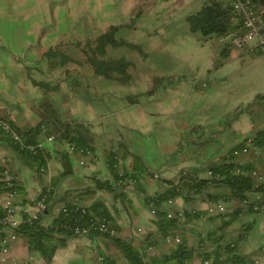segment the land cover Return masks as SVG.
Returning <instances> with one entry per match:
<instances>
[{"label":"crops","instance_id":"0c3cea01","mask_svg":"<svg viewBox=\"0 0 264 264\" xmlns=\"http://www.w3.org/2000/svg\"><path fill=\"white\" fill-rule=\"evenodd\" d=\"M80 3L83 4L82 0ZM71 5L67 0L58 4L49 0H0V115L12 116L22 126L35 125L42 119L37 110L41 99L50 96L60 114L59 122L84 123L92 141V153L83 164L80 154L71 150L68 142L46 143L48 160L44 170L29 164L20 152L18 159L12 152H0L10 158L24 190L22 197L27 199L22 202L18 193L17 204L20 208L34 204L42 189L51 186L48 208L43 215V221L49 224L67 201L90 205L100 200L114 220L113 236L130 241L145 261L152 257L161 261L171 257L169 254L178 243L166 242V234L158 231L157 216L145 195L164 191L167 185L162 178L178 179L186 174L211 176L210 163L220 161L231 149L242 148L264 127V121L253 126L247 116L239 131L226 116L251 97L264 108V53L253 45L240 49L242 55L247 53L251 57L252 64L248 67L259 81L255 91L243 88L238 94H232L233 90L227 86L228 74L220 71L223 60H217L214 68L210 65L200 75L184 80L175 75L176 68L167 66L144 68L139 74L130 66L129 80L120 79L117 73L107 77L93 70L79 42L83 45L111 26H118L116 33L129 28L133 35L142 32L154 40L150 48L144 47L147 58L154 51L151 45L158 48L160 31L156 23L160 20H153L149 27L143 28L140 21L147 12L138 18L134 16L135 19L137 8L128 0H122L120 6L112 4L106 10H95L94 15L83 6L79 12L78 6ZM127 41L140 44L142 39ZM52 47L58 48V54L49 59L45 51ZM231 47L227 42L221 54H227ZM111 49L107 47L106 56L121 57ZM157 55L160 60L173 56L164 50ZM40 62L45 66L40 67ZM55 96L62 101H55ZM123 145L138 155L139 160L135 161L133 154L119 160L116 170L125 179L117 185L119 177L113 173L107 153L115 149L123 151ZM248 150L237 158L243 163L254 162L261 170L263 152L255 150L252 144ZM198 170H206L209 175L202 176ZM98 179L109 180L112 188L97 187ZM225 190L210 187L214 192ZM3 192L0 191V204ZM179 196V200L175 196L173 203L166 201L163 206L174 211L188 209L191 213L169 232L179 235L184 246L194 248L188 264H203V253L213 250L218 240H237L241 252L251 257V264H264V242L255 240L259 235L256 228L260 226L264 231V223L258 224L264 209L257 211L235 198ZM248 196L255 199L257 191L249 192ZM216 202L224 204L226 209L211 212ZM242 205H249L252 210L246 212L244 207L238 218L227 224L229 216L225 214ZM8 256L20 263L31 259V264H108L107 260L132 264L112 236L91 232L70 237L64 246L56 249L50 262L39 251L31 250L24 236L12 242ZM168 264L178 263L168 260Z\"/></svg>","mask_w":264,"mask_h":264},{"label":"trees","instance_id":"16d2710c","mask_svg":"<svg viewBox=\"0 0 264 264\" xmlns=\"http://www.w3.org/2000/svg\"><path fill=\"white\" fill-rule=\"evenodd\" d=\"M256 5L260 8L261 15L264 19V0H253ZM136 19V18H135ZM189 27L193 32L201 31L204 34L210 33H230L233 30L241 28V23L237 19L236 13L232 6L229 5L227 0H205L202 8L195 13H191L187 16ZM118 26H111L106 31L100 33L95 39L86 40L83 45L78 46L84 51L86 55V61L91 65L93 70L97 74L103 73L107 77L115 76V73L119 75L120 79L129 80L131 75L129 73V67L132 61L125 56L121 57H110L107 55L108 46H119L121 44H128L135 46L136 48L143 51L146 55L142 45L137 43L129 42L125 39H118L116 37V31ZM58 48H49L46 52L48 58L58 54ZM65 63V60H62ZM35 83L48 84L45 81H34ZM39 114L42 115V119L35 125L22 126L21 130L31 139V141H37L44 134H55L56 139L62 142L74 143L76 149L82 146L92 147L91 135L84 123H70L69 121L59 122L60 114L50 96H44L41 99L39 106L37 107ZM9 117L8 115H4ZM44 124V127H42ZM1 138L6 139L18 152L22 153L29 160V164L33 167H38L41 162L45 160V155L42 152L32 154L25 148L18 146L10 136L5 132H0ZM254 145L262 146L264 144V127L258 130L252 137ZM244 143V142H243ZM242 143V144H243ZM242 144L236 146L240 147ZM123 151L109 150L108 161L113 173L124 181L125 177L119 176L116 170V164L120 159H124L129 154H133L135 161L139 160V156L135 153H131L125 145L121 146ZM75 149V150H76ZM233 150L224 156L220 161L212 162L208 165V169L212 172L211 176L207 178L194 176L190 174L182 175L178 179L162 178L161 180L167 185L166 189L159 193L146 194V200L151 204L155 210L157 216L156 224L158 231L162 234L169 233L172 229L177 227L181 219L189 217V210H184V217L169 216L167 214L168 208H164L163 204L167 198L175 197L177 195H183L186 199L195 197L196 195H204L218 200L223 198L228 200L235 198L238 201L244 202L248 199L252 205V202L256 199L249 198L248 194L252 191H257L264 195V177L261 179L259 176L254 174L255 170H259L254 162L243 163L238 158ZM264 158L262 160V169L259 170L260 174L264 176ZM36 167V168H37ZM66 170L64 173H67ZM126 175V174H124ZM97 187H110L112 184L109 180L96 181ZM222 187L225 191H210V187ZM46 188V187H45ZM38 194V200L42 198L43 191ZM4 191L2 181H0V191ZM18 193H21L19 197L23 198L24 190L18 186ZM27 199L24 197L22 202H26ZM32 201V202H34ZM49 202V197L46 200ZM248 205V206H249ZM247 205L237 206L234 210L225 214L229 216L226 220L228 224L238 218L240 211L244 207L246 212L252 210V207ZM48 205L40 213L39 218L33 220L22 219L20 224L16 227V232L19 237H25L28 240V245L31 250H37L40 252L46 261L50 262L56 249L60 246H64L70 237L78 236L70 228L79 225L80 228L89 225L92 221L98 217H112L108 209L100 200L94 201L90 205H80L78 203L67 201L59 209L55 220L52 223H45L43 221V215L47 210ZM200 215V211H197ZM2 206L0 204V229L3 226L1 219ZM91 233H98L94 229H91ZM115 242L124 252L132 264H168V260H176L178 264H188V261L194 256V248L186 247L182 242L178 243L176 248L165 257V259H158L152 257L145 261L143 256L135 249L134 245L130 241H122L121 238L113 235ZM208 236H212L211 234ZM223 239V237L221 238ZM204 240V238H202ZM215 248L204 254V258H210L212 264H251L252 260L249 255L242 253L238 247L237 240H218ZM202 253V252H200ZM172 258V259H171ZM108 264H115L112 260H107ZM27 264V263H23Z\"/></svg>","mask_w":264,"mask_h":264},{"label":"rangeland","instance_id":"374dc122","mask_svg":"<svg viewBox=\"0 0 264 264\" xmlns=\"http://www.w3.org/2000/svg\"><path fill=\"white\" fill-rule=\"evenodd\" d=\"M49 1L55 4L60 3V0ZM67 1L68 3L70 2V5L72 3L71 6H78L77 10H79V12L82 11L81 6H83L87 8L92 15L95 14V10L96 12L102 9L106 10L105 7L109 8L112 4L120 6L122 2V0H82L83 4H81V0ZM204 2L205 0H128L129 4L137 8L134 15L130 13L131 16L133 15V17L135 16L138 18L144 11L147 12L146 17H142L140 21L142 22L143 28L149 27L153 20H160L156 23L160 31L158 34V48L151 45V49L154 51L150 53L147 58H145V53L143 51L128 44H121L116 47L110 46L113 48L111 49L112 52L118 56H125L130 59L132 61L130 69L133 70L135 74L142 73V69L144 68L161 69L163 66H167L179 70L182 75L180 72H177V70L175 75L182 80L192 75H200L201 72L208 69V66L212 65L214 68L217 60H223L224 65L220 71L223 73L226 71L228 74L229 80L227 81V86L233 90L231 91L232 94H238L243 88L255 91L256 89L254 88L257 87L259 80L252 75L253 73L250 71V67H248L252 64L251 57L248 56L247 53L242 55V50L233 46L229 49L227 54H221L222 48H224V45L231 39L229 33L220 34L213 32L206 35L201 31H191L186 16L200 10ZM134 18L132 20H134ZM116 37L118 39H127L131 41L142 39L140 43L142 49H144V47L150 48V43L154 44V40L148 39L142 32L133 35V30L129 28L121 29L116 33ZM167 37H169V39ZM162 50L168 51L169 55L172 53L173 56L160 60L157 52ZM144 51L146 52L145 49ZM39 66L45 65L40 62ZM42 77L45 78V76ZM213 81L216 86L220 85L217 79ZM55 98V101H62L61 97L55 96ZM62 112L64 113V111ZM226 116L237 130H239L247 116L250 117V122L253 123V126L263 122L264 108L262 104L251 97L249 101L239 105V107L232 108L231 112H228ZM260 127H263V125H260ZM197 145L201 148L200 143ZM196 148L197 146L195 149ZM0 152H12L15 159L20 157L18 151L4 138H0ZM198 172L202 176L207 177L209 175L206 170H198ZM180 197L179 195L176 196L178 200ZM259 217L258 224H263L264 214H261ZM244 219H248V217H244ZM255 232L259 233V235L255 237V240L264 242V231H261L260 226L258 230L256 228Z\"/></svg>","mask_w":264,"mask_h":264},{"label":"built area","instance_id":"2783aa9c","mask_svg":"<svg viewBox=\"0 0 264 264\" xmlns=\"http://www.w3.org/2000/svg\"><path fill=\"white\" fill-rule=\"evenodd\" d=\"M230 6L234 9L237 19L241 23V28L233 30L230 32L231 39L230 45L238 49H245L250 46H256L264 53V19L261 15L260 8L255 4L253 0H227ZM70 123H75L74 120H70ZM19 123L12 118V116L5 117L0 115V132H5L10 136L18 146L25 148L32 154H37L42 152L45 155V160L37 167L39 170H44L46 167L45 162L48 160L46 155V143L55 142V134H44L37 141H31V139L21 130ZM44 127V124H42ZM1 137V136H0ZM253 144V140L247 141V144L242 148H234L233 152L238 155L243 152L249 151L250 145ZM68 146L71 150L76 151L80 154V163H86V156L92 153V148L89 146H82L76 149L74 143L68 142ZM255 150H261L264 156V144L262 146L254 145ZM76 149V150H75ZM264 164V163H263ZM254 174L263 178L264 176L260 174L259 170H255ZM0 181H2L4 187V198L1 201L2 215L1 219L3 226L0 229V264H22L26 262L31 264V259L24 260L22 263L14 262L9 255L11 249V244L18 237L16 232V227L20 224L23 218L27 220H33L39 218L40 213L47 206V199L50 197L51 186H47L43 191L42 198L38 199L34 204H26L25 207L20 208L17 204L18 199V180L15 176L10 158L4 155H0ZM123 180H117L116 184H122ZM256 200L252 202V206L257 211H262L264 209V195L257 193ZM168 203L174 202V197H169L166 200ZM251 203L248 199L244 200V204ZM32 205V206H31ZM216 208H210L211 212L214 211H224L226 209L225 205L216 202ZM152 212H155L154 208L151 207ZM169 216H179L184 217L183 210H172L167 211ZM75 234L84 235L94 229L100 234L114 235L116 230L114 228V220L112 217H98L96 220L92 221L89 225L80 228L79 225L70 228ZM180 243L181 237L179 235H172L167 233L166 242ZM203 264H212L211 259L205 258Z\"/></svg>","mask_w":264,"mask_h":264}]
</instances>
